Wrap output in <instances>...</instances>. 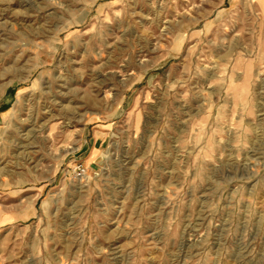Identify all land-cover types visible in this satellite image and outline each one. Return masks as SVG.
I'll return each mask as SVG.
<instances>
[{"label":"rangeland","instance_id":"374dc122","mask_svg":"<svg viewBox=\"0 0 264 264\" xmlns=\"http://www.w3.org/2000/svg\"><path fill=\"white\" fill-rule=\"evenodd\" d=\"M0 264H264V0H0Z\"/></svg>","mask_w":264,"mask_h":264},{"label":"built area","instance_id":"2783aa9c","mask_svg":"<svg viewBox=\"0 0 264 264\" xmlns=\"http://www.w3.org/2000/svg\"><path fill=\"white\" fill-rule=\"evenodd\" d=\"M83 170H80V172H82ZM80 174V173H79Z\"/></svg>","mask_w":264,"mask_h":264}]
</instances>
